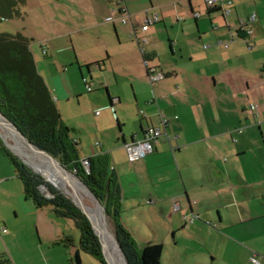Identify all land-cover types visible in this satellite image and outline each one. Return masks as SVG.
Listing matches in <instances>:
<instances>
[{"label": "crops", "instance_id": "obj_1", "mask_svg": "<svg viewBox=\"0 0 264 264\" xmlns=\"http://www.w3.org/2000/svg\"><path fill=\"white\" fill-rule=\"evenodd\" d=\"M231 1L223 18L203 0H25L22 20H1L10 22L1 33L29 39L36 72L74 132L78 157H106L120 208L143 203L160 213L166 238L152 243L162 246L160 264H252V253L264 264V0ZM113 8H125L130 22L107 24ZM252 13L247 37L239 22ZM155 14L158 21L142 33ZM142 35L147 42L139 44ZM152 68L164 75L154 86L146 75ZM73 97L90 103L95 151L62 117V104ZM158 114L169 121V140L128 162L123 143L140 139ZM12 181V166L0 155V186ZM20 188H7L10 203L0 200V223L9 227L0 228V254L12 264H72L70 249L81 250L70 236L72 244L48 245L33 230L11 227L5 212L37 213Z\"/></svg>", "mask_w": 264, "mask_h": 264}, {"label": "trees", "instance_id": "obj_2", "mask_svg": "<svg viewBox=\"0 0 264 264\" xmlns=\"http://www.w3.org/2000/svg\"><path fill=\"white\" fill-rule=\"evenodd\" d=\"M24 7L25 0H0V20H22L21 11ZM31 54L29 39L20 33H0V115L13 124L26 142L44 151L66 170L73 172L96 197L104 209V215L109 220L110 229L127 264H160L162 246L149 243L138 251L133 238L120 222L121 197L113 174L109 171L106 157L100 154L88 158V172L79 162L74 132L61 121L44 80L36 72ZM0 153L12 166L15 178L22 188L23 197L37 210L51 208V212L57 217L73 221L80 232L77 240L79 250L96 259L99 264H106L101 256L98 237L85 215L74 206L75 203L58 192L55 186L48 184L43 175L32 172L1 140ZM78 180L76 181L79 182ZM42 185L49 189L50 198L44 197L40 190ZM44 193L47 194L46 191ZM70 243L67 238L59 244ZM0 264L12 263L6 254H0Z\"/></svg>", "mask_w": 264, "mask_h": 264}, {"label": "rangeland", "instance_id": "obj_3", "mask_svg": "<svg viewBox=\"0 0 264 264\" xmlns=\"http://www.w3.org/2000/svg\"><path fill=\"white\" fill-rule=\"evenodd\" d=\"M5 23L10 24V22L0 20V33L3 32L2 30L4 28V25H6ZM41 33H43V32H41ZM36 35H38V34H36ZM78 85H80L82 87V89H84L81 81H79ZM60 86L62 89H64V87H62L61 83H60ZM84 93L86 94V92H84ZM97 94H99V93L95 92L89 96H94ZM80 101H81L80 99H78V98L76 99L75 97H73L68 102L63 103L61 114H62V117L67 119L70 123L74 124L78 128V130L80 132L79 138H80L81 142L87 143L89 145V147H91V149L93 151H95L93 147L96 143H99L98 142L99 140L95 138V131L92 128L93 126L90 124L89 118H88V113H90V111H91L90 110L91 109L90 103L86 102V101H84V102L83 101L80 102ZM99 111L101 112V110H99ZM109 111H113V110H109ZM112 113L113 112H111V114ZM112 123H113V127H114L113 130L118 132L117 131L118 127H117V124L115 122V119L114 120L112 119ZM0 130H1L0 140L2 141L3 145L5 146V144H6L9 146V144H11L13 147H16L17 154L24 156L25 150L21 146L18 145V143H19L18 139L19 138H17L16 135L14 136L11 133L3 131L2 129H0ZM3 136H5V139H7V140H4ZM11 152H12V154L13 153L15 154V152L12 149H11ZM0 155L3 158L4 162H6V164L9 165V162L7 161V159L5 157H3L1 153H0ZM56 162H58V161H56ZM56 162H54V163L57 166V168L59 169V173L61 174V176H63L67 181L72 180L75 183L74 179L64 175L63 172L61 171V169H63L68 174H72L73 177H75L73 172L66 170V168L63 167L61 164L60 165L62 168H60ZM28 166L30 167L31 170H33L31 168V165H28ZM41 175H43V174H41ZM13 185L14 186L16 185V187H20V185L16 181L7 182L5 185L0 186V200L2 203H10L11 195H8L9 193L6 190L8 187L13 186ZM51 186H53V185H51ZM70 186L71 187H70L69 191L71 192L72 190H75L74 192H72V194H74L75 197H70L71 195L68 193V191H63V190H60L54 186L53 187L55 189H57L58 192L65 195L67 198H69V199L72 198L71 200L76 205H78L84 211V213L86 215H87V213L91 214L92 212H94V207L92 206V204L89 202H86L84 200V199H86V200L89 199L94 204V200H92V196H90V194L86 191V189L84 187H82L79 184V182L75 183V185H72V183H71ZM42 192H43L44 196L47 195L44 193V191H42ZM120 210H121V213L119 214L120 222L125 226L129 235H131V237L133 238V240H134L133 242L135 243V246H136L138 251L142 250V248L145 245H148L149 243H153L156 240L166 238V229H165L166 226L163 222V219L160 216V213H157V211L153 212L152 209L147 207L146 204H143V203L139 204L138 203V204L132 205V203H128V204L126 203L124 206H121ZM51 211H52L51 208H45V209L37 210L36 211L37 213L34 216H29V215H25L23 213H18V217H17V216H15V214L10 213L9 211L5 212V214L7 215L12 228L33 230L34 237L36 238L37 242H38L37 233L39 234V237L41 238L40 242L41 241L46 242L48 245L53 244L52 240H56L55 242L60 243V242L64 241V239H66L65 238L66 236L71 237L72 243L74 242L73 240H76V241L79 240L80 232L75 227L74 222L71 221L70 219L59 218V217H57L56 214H54ZM101 213L103 215V219L105 221L106 228L111 233V238L113 239V242L117 245L116 239H115V237H114V235L110 229V225L108 224L109 220L104 215V209L103 208H102ZM88 218L91 221V223L93 224V229H94L93 219L90 217H88ZM34 225H37V229L35 228ZM0 228L5 229V228H9V227H8V225L0 223ZM35 230H38V231H35ZM62 233L64 234V236H62ZM98 240H99L98 242H100L99 236H98ZM50 242H51V244H50ZM156 242H158V241H156ZM117 248H118V246H117ZM76 254L79 257L81 264H99L96 259H94L93 257H90L88 255H85L84 252H82V251L77 252V250H75V249H70L69 255H70L72 264H79L78 260L76 259ZM101 256H102L104 262L106 264H108L107 260L105 259L106 258L105 253L102 254ZM68 264H70V263L68 262Z\"/></svg>", "mask_w": 264, "mask_h": 264}, {"label": "built area", "instance_id": "obj_4", "mask_svg": "<svg viewBox=\"0 0 264 264\" xmlns=\"http://www.w3.org/2000/svg\"><path fill=\"white\" fill-rule=\"evenodd\" d=\"M232 1L231 0H203V5L207 10H219L222 13L223 18H227L230 15V7ZM130 14L127 12L125 8L120 10H116L115 8L111 9L109 16L105 19L107 24H113L114 21L118 20L122 25L128 24L130 22ZM200 17V14L197 12L193 13V18L197 19ZM256 14L252 13L249 18L246 20H241L239 22L240 25L244 26L242 33L244 36L250 37L253 33L250 25L255 21ZM158 21V14L152 15L150 17H146L144 25L140 28L142 33L146 32L152 25H154ZM139 44H144L147 42V37L142 35L139 39ZM216 46H222L224 49L227 48L228 44L216 42ZM204 50L210 48L208 45L202 46ZM147 79L149 83L154 86L158 81L164 78V75L161 73V70L158 68L147 69L146 72ZM85 83V90L87 92H91L92 88L88 85L87 81L83 79ZM116 103V100H111L110 107L113 109V105ZM249 110L257 116L256 106L253 104L249 105ZM99 112L95 113L98 115ZM142 114V113H141ZM140 114V115H141ZM144 118L143 115H141ZM158 122L156 125H147L141 128V137L138 140H133L132 142L124 143L123 149L126 154V159L130 163L137 162L145 157H147L153 150V147L160 143L163 140H169V136L167 134V129L169 125V121L166 117L161 116L160 114L157 115ZM94 150L99 148V144L96 143L94 145ZM93 157V156H92ZM79 162L84 167L85 171L88 172L89 169V162L87 158L79 159ZM196 217L191 216L190 222L195 219ZM2 233H5L6 230L4 228L1 229ZM249 261L252 264H260L257 260L256 254L252 253L251 258Z\"/></svg>", "mask_w": 264, "mask_h": 264}, {"label": "bare ground", "instance_id": "obj_5", "mask_svg": "<svg viewBox=\"0 0 264 264\" xmlns=\"http://www.w3.org/2000/svg\"><path fill=\"white\" fill-rule=\"evenodd\" d=\"M0 129H2L3 131H6L8 133L13 134L14 136L16 135L17 138H19L18 139L19 140L18 145L21 146L25 150V155L24 156L17 154L16 147H13L11 144H9V146L19 158H21L28 165H31V168L34 170V172H36L37 174H43L44 177L48 180V183H50L51 185L55 186L56 188H58L60 190L68 191V193L71 195L70 197H75V195L72 194V192H74L75 190H72L71 192L69 190H70V187H71L70 184L72 183V185H75V183H78L76 181L78 179L73 177L72 174H68L63 169H61L63 174L68 176V177H70V178H73L75 183L72 180L71 181L70 180L67 181L59 173V169L57 168V166L54 163L56 161H54V160L50 159L49 157H47L45 155V153L40 152L37 149H35V148L31 147L30 145H28L27 142L24 141L17 134V132H15L8 125V123L6 121H4V119H2V118H0ZM4 138H5V136H4ZM84 200L86 202L91 203L92 206L94 207V212H92L91 214L87 213L86 216L93 219L94 230H95L96 234L100 238V243H101V245L103 247V251H104L105 257H106L105 259L107 260L108 264H124L125 261L123 262L124 259L122 257V254L119 251V249L117 248V245L113 242V239L111 238V233L106 228V224H105V221L103 219V215L101 213L102 212V208L94 200V197L92 198V200H94V204L89 199L88 200L84 199Z\"/></svg>", "mask_w": 264, "mask_h": 264}, {"label": "water", "instance_id": "obj_6", "mask_svg": "<svg viewBox=\"0 0 264 264\" xmlns=\"http://www.w3.org/2000/svg\"><path fill=\"white\" fill-rule=\"evenodd\" d=\"M83 80V79H82ZM0 117H2L1 115H0ZM3 119H4V117H2ZM4 121H6L7 123H8V125L15 131V132H17V134L25 141V138L17 131V129L13 126V124H11L10 122H8L7 120H5L4 119ZM27 144L28 145H30L31 147H33V148H35L34 146H32L30 143H28L27 142ZM124 144V143H123ZM5 146L11 151V149H10V147L8 146V145H6L5 144ZM35 149H37V148H35ZM38 151H40V152H43V153H45L44 151H42V150H39V149H37ZM13 155H15L16 157H17V159H19L21 162H23V164H25L26 166H28L24 161H22L21 160V158H19L16 154H14L13 153ZM45 155H46V153H45ZM47 157H49L50 159H52V160H54V161H56L55 159H53V158H51L50 156H48V155H46ZM58 163V165H59V167L60 168H62L61 167V165L59 164V162H57ZM28 168H30L29 166H28ZM31 170V169H30ZM32 172H34L33 170H31ZM34 173H36V172H34ZM37 174V173H36ZM39 175V174H38ZM42 177V176H41ZM76 178V177H75ZM77 179V178H76ZM79 182H80V184L83 186V187H85V185L83 184V182L82 181H80V180H78ZM48 184H50V183H48ZM51 185V184H50ZM86 188V187H85ZM40 190L41 191H46V193H47V195H45L44 197L45 198H50V196H51V194H50V191H49V189L46 187V186H44V185H42V187L40 188ZM87 190V189H86ZM88 191V190H87ZM89 192V191H88ZM90 193V192H89ZM91 194V193H90ZM92 195V194H91ZM93 196V195H92ZM94 197V196H93ZM71 200V199H70ZM94 200L100 205V203L98 202V200H96V197H94ZM72 201V200H71ZM73 203V202H72ZM74 204V203H73ZM74 206L77 208V209H79L80 211H81V213L82 214H84L85 215V217H86V219L89 221V223L91 224V229L93 230V232H94V234L98 237V235L96 234V232L94 231V229H93V225H92V223H91V221L89 220V218L86 216V214L84 213V211L82 210V209H80L78 206H76L75 204H74ZM100 207H102L101 205H100ZM99 241V240H98ZM99 245H100V250H101V253L102 254H104V252H103V248H102V245H101V243L99 242ZM117 246H118V249H119V251L121 252V254H122V257H123V252L121 251V248L119 247V245L117 244ZM123 259H124V257H123ZM125 261V260H124ZM125 263L127 264V262L125 261Z\"/></svg>", "mask_w": 264, "mask_h": 264}]
</instances>
